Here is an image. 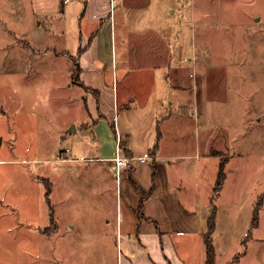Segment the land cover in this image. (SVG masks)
I'll use <instances>...</instances> for the list:
<instances>
[{"label": "rangeland", "instance_id": "rangeland-1", "mask_svg": "<svg viewBox=\"0 0 264 264\" xmlns=\"http://www.w3.org/2000/svg\"><path fill=\"white\" fill-rule=\"evenodd\" d=\"M178 8L182 65H200L199 115L193 113L205 121L188 117L189 159L179 173L181 199L198 218L195 255L207 249L208 217L217 207V263L239 257L236 264H264V0H178ZM8 44H0V62L19 57L23 43ZM41 52L27 78L0 72V264H119L115 247L102 262L96 258L93 235L125 212L116 176L102 161H63L64 147L72 158L82 155L77 141L70 147L81 89L69 85L47 49ZM69 223L77 228L65 237L45 238Z\"/></svg>", "mask_w": 264, "mask_h": 264}, {"label": "crops", "instance_id": "crops-1", "mask_svg": "<svg viewBox=\"0 0 264 264\" xmlns=\"http://www.w3.org/2000/svg\"><path fill=\"white\" fill-rule=\"evenodd\" d=\"M0 1V44L23 43L18 58L0 62V72L27 78L24 72L47 49L57 66L64 65L69 85L81 89L74 109L87 111L81 116L73 110L70 147L74 151L77 141L82 155L72 158L64 147L63 161L87 167L102 161L116 176L118 206L125 212L103 230L96 226V258L102 262L115 247L119 264H205L207 249L195 255L198 218L181 199L179 173L189 159L186 121H205L193 113L200 107L194 89L200 65H182L178 0ZM194 57L186 58L196 62ZM117 156L131 160L118 175ZM75 227L59 225L45 238L54 242ZM51 247L55 257V243Z\"/></svg>", "mask_w": 264, "mask_h": 264}, {"label": "trees", "instance_id": "trees-1", "mask_svg": "<svg viewBox=\"0 0 264 264\" xmlns=\"http://www.w3.org/2000/svg\"><path fill=\"white\" fill-rule=\"evenodd\" d=\"M79 69V68H77ZM76 69V71H77ZM78 78L76 79V82H77ZM161 138V133L159 134V136L157 137V141L155 142V145H154V148L151 150V153L152 155H155L158 147H159V144H158V141L160 140ZM157 165H156V162L153 163V168L154 170L156 169ZM220 180H221V183L222 181L224 180L225 178V172L223 170V163L221 164V167H220ZM47 196H48V200L50 199V190H48L47 192ZM217 208V207H216ZM216 208L214 209V211L209 215V221H208V230L205 231V246L207 248V256H206V260H205V264H220V263H217L216 259H217V249L215 248L214 246V242H213V231L215 230V227H216ZM236 261H238L239 257L235 258ZM236 261H229V262H226L225 264H236L235 262Z\"/></svg>", "mask_w": 264, "mask_h": 264}, {"label": "built area", "instance_id": "built-area-1", "mask_svg": "<svg viewBox=\"0 0 264 264\" xmlns=\"http://www.w3.org/2000/svg\"><path fill=\"white\" fill-rule=\"evenodd\" d=\"M66 1H70V0H66ZM115 160H117V164H118V169L116 171L117 175L120 173V168H119L120 166L131 163V160H128V158L126 157L124 158L121 156H117Z\"/></svg>", "mask_w": 264, "mask_h": 264}, {"label": "water", "instance_id": "water-1", "mask_svg": "<svg viewBox=\"0 0 264 264\" xmlns=\"http://www.w3.org/2000/svg\"><path fill=\"white\" fill-rule=\"evenodd\" d=\"M73 129H74V127H73Z\"/></svg>", "mask_w": 264, "mask_h": 264}]
</instances>
